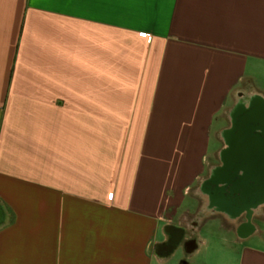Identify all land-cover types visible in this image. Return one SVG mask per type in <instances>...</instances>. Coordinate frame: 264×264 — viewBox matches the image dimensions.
Masks as SVG:
<instances>
[{
	"label": "crops",
	"instance_id": "crops-1",
	"mask_svg": "<svg viewBox=\"0 0 264 264\" xmlns=\"http://www.w3.org/2000/svg\"><path fill=\"white\" fill-rule=\"evenodd\" d=\"M259 64L264 0H0V264L165 263L171 226L215 264L199 227L221 217L215 251L264 264V204L201 190L210 213L170 223Z\"/></svg>",
	"mask_w": 264,
	"mask_h": 264
},
{
	"label": "water",
	"instance_id": "water-1",
	"mask_svg": "<svg viewBox=\"0 0 264 264\" xmlns=\"http://www.w3.org/2000/svg\"><path fill=\"white\" fill-rule=\"evenodd\" d=\"M231 117L232 124L226 135L230 137L232 147L226 158V167L215 173L213 187L208 186L206 191L212 206L236 217L264 201V186L251 185L250 182L255 178L251 171L244 178L237 177V154L240 143L238 137L243 134L253 136L259 130L264 133V99L252 98L248 104L236 106ZM249 142L252 145L253 141ZM261 159L264 160V155ZM259 178L264 180L263 175ZM221 184H227L228 187Z\"/></svg>",
	"mask_w": 264,
	"mask_h": 264
},
{
	"label": "rangeland",
	"instance_id": "rangeland-1",
	"mask_svg": "<svg viewBox=\"0 0 264 264\" xmlns=\"http://www.w3.org/2000/svg\"><path fill=\"white\" fill-rule=\"evenodd\" d=\"M254 85L256 87H252L251 85L245 84L242 91L247 96H253L256 94L264 96V65L259 64L256 66V71L254 72V76H252ZM262 91V92H261ZM239 102V96L238 92H234L231 94L228 102V109L225 110V113H223L218 119H219V125L218 128H226L229 126V112L230 110L237 105ZM231 108V109H230ZM222 147L221 141L216 140L213 138L210 144V150L208 156L205 158V169L203 171V174L200 178L197 179V182L194 184V186L191 188V192L189 196L186 198V201L183 204L182 209L179 211L177 217L171 221L170 223L179 225L181 224V216L182 214H185L187 212H191L188 214H191V225L193 224V219L199 218L201 215H207L210 213V210L208 209L207 205V199L202 194V183L207 180L213 173L214 169L218 166L219 156L218 152H220ZM184 212V213H183ZM264 213V209H263ZM221 217V216H219ZM158 224H164L163 221L158 222ZM231 224L229 221L223 220V217L221 219H209L205 222L204 225L200 226V235L203 238H208L209 243V256L211 263L217 264L218 262H223L227 264L231 261V257L227 253L218 252L215 251V247H220V241L223 236V233L225 230L222 228H229L231 227ZM259 224H261L259 222ZM162 228V227H161ZM191 228H193L191 226ZM230 229V228H229ZM159 240H161V236H159ZM223 245V244H222ZM224 246V245H223ZM154 247V240L150 244L149 251H152ZM202 252L198 257L195 258V261L202 262L204 261V251L202 249ZM191 254L186 253V250L182 245H178L173 252L171 253L170 257L167 258V261L164 264H191V260L188 259ZM149 264H158L157 261L154 258H151L149 260Z\"/></svg>",
	"mask_w": 264,
	"mask_h": 264
},
{
	"label": "flooded vegetation",
	"instance_id": "flooded-vegetation-1",
	"mask_svg": "<svg viewBox=\"0 0 264 264\" xmlns=\"http://www.w3.org/2000/svg\"><path fill=\"white\" fill-rule=\"evenodd\" d=\"M239 102L238 105H245L248 104L252 98H262L260 95H253L247 96L244 92H239ZM239 148L237 154V177L244 178L248 172H252L254 175V179L250 182L253 186H264V180L259 178L260 175L264 176V160L261 159L262 155H264V133L262 130L257 131L254 133L253 136H248L246 134L240 135L238 137ZM250 140L253 141L252 145H250ZM231 140L226 134L224 135L223 139L221 140V150L219 152V161L218 166L214 169L213 173L207 180L202 183V191L205 192L208 197L209 194L206 191V188L213 187L212 180L215 173L218 170L224 169L226 167V158L228 153L231 150ZM251 147V148H250ZM262 152V153H261ZM224 187H228L227 184H221ZM264 204V201L258 204L256 207L251 208L249 211H243L240 215L246 214L247 217H250L252 214V209L257 208L259 205ZM229 215L228 213H226ZM231 216V215H230ZM239 216V215H238ZM168 232V240L159 247V253L161 255H168L173 250L180 245L182 242L184 233L182 230L174 228V227H167ZM194 245L193 241H188L186 243L187 250H191V247Z\"/></svg>",
	"mask_w": 264,
	"mask_h": 264
},
{
	"label": "clouds",
	"instance_id": "clouds-1",
	"mask_svg": "<svg viewBox=\"0 0 264 264\" xmlns=\"http://www.w3.org/2000/svg\"><path fill=\"white\" fill-rule=\"evenodd\" d=\"M165 240H167V237H165ZM197 240H198V244H199V249H198V251H199L206 244V241H203L199 237H197ZM198 251H196L193 256H195L198 253ZM193 256L188 257V259L191 260V258ZM156 260H157V258H156ZM157 261H158V264H164V260H157Z\"/></svg>",
	"mask_w": 264,
	"mask_h": 264
},
{
	"label": "bare ground",
	"instance_id": "bare-ground-1",
	"mask_svg": "<svg viewBox=\"0 0 264 264\" xmlns=\"http://www.w3.org/2000/svg\"><path fill=\"white\" fill-rule=\"evenodd\" d=\"M214 207V206H213ZM214 209H216L217 211H220L217 207H214Z\"/></svg>",
	"mask_w": 264,
	"mask_h": 264
}]
</instances>
